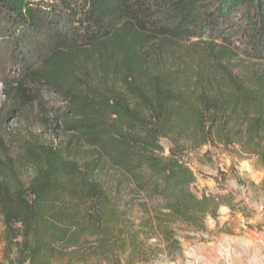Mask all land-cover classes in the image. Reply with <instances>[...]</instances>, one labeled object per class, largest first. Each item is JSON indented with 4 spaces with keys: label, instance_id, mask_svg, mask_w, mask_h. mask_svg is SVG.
<instances>
[{
    "label": "trees",
    "instance_id": "trees-1",
    "mask_svg": "<svg viewBox=\"0 0 264 264\" xmlns=\"http://www.w3.org/2000/svg\"><path fill=\"white\" fill-rule=\"evenodd\" d=\"M193 40L225 83L211 137L264 163V0H0L5 116L43 110L54 95L63 107L44 124L64 138L25 142L23 159L0 157V264H134L113 259L115 246L129 244L117 231L129 213L116 183L152 195L174 224L204 229L213 197L198 198L191 173L162 156L177 93L160 81L111 85L96 70L106 62L125 71L118 59L133 78L141 45Z\"/></svg>",
    "mask_w": 264,
    "mask_h": 264
},
{
    "label": "rangeland",
    "instance_id": "rangeland-1",
    "mask_svg": "<svg viewBox=\"0 0 264 264\" xmlns=\"http://www.w3.org/2000/svg\"><path fill=\"white\" fill-rule=\"evenodd\" d=\"M147 45H141V71L133 78L118 59L113 60L125 71L117 70L115 74L106 62H98L96 70L111 85L126 79L141 83V87L160 81L173 88L179 114L172 133L162 141V156L175 159L191 173L192 192L200 199L203 194L212 196V208L204 217V229L174 224L175 220L161 212L152 195L133 193L128 183H116L112 194L118 195L122 210L129 213V220H124L117 231L129 244L125 248L115 246L113 259L134 264H264V163L256 156L239 153L237 145L224 147L210 134L213 135L211 113L225 91L221 74L199 52L196 40ZM3 79L0 76V157L23 159L24 143L32 139L45 144L63 143L61 134L44 124L63 107L60 99L47 94L43 110L38 108L8 119ZM134 96L130 93L129 98ZM32 174L30 166L24 167L23 181L28 183ZM108 178L105 174L102 177L103 181ZM5 247L0 219V261ZM79 264L109 263L90 260Z\"/></svg>",
    "mask_w": 264,
    "mask_h": 264
}]
</instances>
